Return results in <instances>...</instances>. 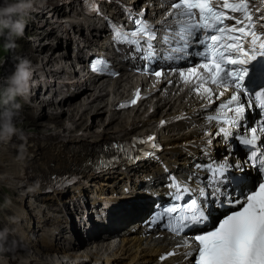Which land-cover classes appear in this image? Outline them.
Listing matches in <instances>:
<instances>
[{
    "label": "bare ground",
    "instance_id": "obj_1",
    "mask_svg": "<svg viewBox=\"0 0 264 264\" xmlns=\"http://www.w3.org/2000/svg\"><path fill=\"white\" fill-rule=\"evenodd\" d=\"M39 1L45 5L47 13L39 12V8H36L24 18V28L35 27L36 38L34 41L24 36L15 38L30 44L29 47H35L36 52L40 51L39 59H34L36 52L31 54L30 51L14 47L7 49V55L0 61L2 87H5V78L14 71L19 60L16 62L17 58L13 55L19 54V58L27 57L35 65L36 71L28 95L34 103L30 108L39 110L42 119L36 122L37 118L29 117V109L26 108L23 113L24 106H20L15 114L18 119L13 117V122L18 123L16 133L7 142L0 141V187L10 192L8 204L4 209L11 206L15 213L21 214L22 206L18 207L17 204L23 202L25 194L34 197L37 202L35 207L32 205L34 214L28 212L27 219L31 222L22 224L23 238L31 231L33 234L30 247H27L29 250L23 251L27 253H13L3 248L2 252L6 255L0 254V264H188L192 256L186 258L183 253L189 250L191 243L177 248L175 245L185 239H173L165 231L149 234L142 231L141 223L147 218L150 207L154 204L150 203L151 198L141 196V202L134 203L133 211L123 209L121 198L139 195L141 189L137 187L138 183L148 186L149 182L143 177L149 174L153 176L152 186L160 189L168 184L167 178L170 175L183 176L188 165L192 166L199 161L224 159L232 165L228 169L229 173L216 182L207 183L205 177L202 178L207 186L206 196L199 198L205 201L204 207L213 212L211 220H220L226 213L234 210L220 207L222 202L227 203L225 194L231 198L243 199L240 188L230 181L232 174H243L245 182L250 184L249 188L244 189L248 193L254 191L260 183L261 174L258 168H251L245 162L248 161L250 149L264 147V136H261L255 148L241 146L236 138L237 134L249 136L252 128H257V135H261L257 120L260 109L256 104H246L243 118L237 124L223 126L230 129V133L225 135L219 130L220 124L208 116L219 112V105L230 97V93L225 92L224 96H220L221 87L210 84L205 78L200 80L194 77L183 84L177 73L166 75L158 90L149 92L142 89L145 97L141 104L125 111H116L114 106L119 98L127 96L135 81L126 75L115 80L108 89L95 83L94 87H87L67 98L61 93L57 104L54 97L48 101L46 96L51 89H56L57 92L60 86L59 81L53 84L48 77L53 76L56 80V75H59V79L62 76V71L55 72L56 53L66 52L63 49L50 53L54 45L65 46L66 43L69 45L70 42L76 41L77 47H81L82 42L88 47V42L93 45L100 42L106 31L102 30L103 27H98L96 22L89 23L78 18L81 14L74 8V2ZM128 1L133 2L132 4L141 3V0ZM5 3L6 0H0V6ZM152 8L157 16L164 11V8L158 5ZM63 10L67 13L69 11L70 14L75 12L76 17L70 23L74 26L73 30L65 28L61 23L59 15ZM49 13H52L51 17ZM49 37L51 48L44 50L46 45L40 40L44 41ZM196 39L198 40L199 36ZM192 44L190 54L194 62L189 65L196 62L195 47L198 46L199 50L202 47L195 40ZM19 49L24 53L20 54ZM66 59L71 64L72 57ZM46 77L48 90L39 94L38 91L43 88L40 81ZM140 83L146 85V79H141ZM72 86L80 88L82 85ZM206 88L212 89V92H205ZM51 103L54 106L47 109ZM22 113L25 120L21 118ZM61 115H67V118L59 126L56 122ZM253 117L256 119L253 120ZM85 118L88 120L85 121ZM162 121L164 123H161ZM27 125H41L45 128L28 129ZM51 126L62 129V133L49 135L48 133L53 131ZM96 128L97 130H94ZM113 130L116 131L111 133ZM142 133H150L157 140L160 145L158 155L140 160L137 165L126 168L97 170L91 169V166L85 163V159L92 153V147L103 140L112 136L127 138L132 134ZM163 140H177L178 147L165 146ZM53 142L55 145H52ZM202 143L208 144L206 148H201ZM176 163L179 164L178 167L175 166ZM66 174L78 175L80 180L65 188L54 187L52 176ZM124 185L129 186L130 192L127 194L121 190ZM49 186L54 188L53 191L43 192ZM115 191L119 196L115 195ZM237 194L240 197L236 196ZM49 213H54V216L51 217ZM112 226L116 228L115 231L108 230ZM132 227L138 228L137 231L128 234ZM200 230L187 232L184 236L189 233L197 234ZM52 242H55L54 246ZM171 249L177 254L161 261L159 257ZM54 253L63 255L56 256Z\"/></svg>",
    "mask_w": 264,
    "mask_h": 264
},
{
    "label": "snow or ice",
    "instance_id": "obj_2",
    "mask_svg": "<svg viewBox=\"0 0 264 264\" xmlns=\"http://www.w3.org/2000/svg\"><path fill=\"white\" fill-rule=\"evenodd\" d=\"M225 9H230L232 13H241V16L228 15L224 11ZM143 15V11L136 14L129 13L130 19H133L134 16L137 17L134 19L136 27L132 31L125 30L122 25L116 24H111L110 28L113 30L114 39L120 43L138 47L142 44L147 45L146 51L151 59L155 55L153 41L156 39V30L149 21L143 19ZM167 15L172 17L169 27L173 34L164 36V42L175 41L178 45L169 53V58H179L173 57L172 53L175 52L187 55V49L195 40L203 46V50L197 52V55L207 61L199 67L209 74L208 79L211 84L224 87V92L219 93L220 96H224L225 92L230 93L228 103H222L220 107L228 108L235 115L229 117L227 113H221V118L227 123L235 125L243 118L246 104L259 103V106L264 108V91L251 92L244 83L251 72L259 71L253 62L264 61V32L257 31V24L264 29V16L254 18L250 0H237V2L220 0V3H215L213 0H173L171 11ZM228 20H235V23L229 25L226 23ZM198 36L202 38L197 40ZM222 40L229 42L220 43ZM101 64L104 66L103 68L98 67L97 64H93L92 67L96 71H107V62L101 61ZM188 71L196 73L198 79H204L203 74L199 73L197 68H190ZM112 74L116 75V73ZM155 75L160 77L162 73L157 71ZM180 76L184 77L185 73L180 72ZM200 86L203 87V84ZM196 90L199 92V88ZM205 92L211 93L212 89L206 88ZM249 93H251V98L244 99ZM209 100L211 103L210 97ZM132 103L135 101L133 100ZM232 104H235L236 107L231 108ZM120 106L124 107L125 105ZM209 119H217V117L213 116ZM257 131V128H252L251 139L244 138L241 143L246 146H255L257 140L264 136V126L259 129L261 135H257ZM220 132L228 135L230 129L220 128ZM151 140L153 137H148V141ZM117 147L119 151L127 154V150L123 146ZM152 147H156V145L153 144ZM250 151L251 156L245 163L250 161L260 172H264V147L250 149ZM257 151H259V155H257ZM108 164L109 162L102 161L98 166H108ZM231 166L226 161L214 167L212 165H196L198 169L205 168L212 173L214 180L224 176ZM236 186L240 188V195L244 198H229L225 194L228 207L236 210H231L230 214L220 219L214 227H212L211 220L213 212L204 207L205 201H201L199 197L191 199L190 203L183 205L175 203L162 209L160 218L168 215L171 220L175 221V223L166 225L173 233H180L185 229L193 231L211 227V230L195 235L189 245V250L183 253L186 258L196 253L188 261V264H264V183H260L259 188L251 191L250 194L244 191L245 188L250 187V184L245 182L243 177L237 179ZM173 188L177 190L176 201L197 191L187 186L181 190L179 183H174ZM200 196H204L202 190H200ZM221 207H223V202ZM178 212L187 214L173 215ZM153 222H156V218ZM181 246L178 244L177 248ZM176 254L175 251L168 252L166 255H161L159 259L165 261L166 257Z\"/></svg>",
    "mask_w": 264,
    "mask_h": 264
},
{
    "label": "clouds",
    "instance_id": "obj_3",
    "mask_svg": "<svg viewBox=\"0 0 264 264\" xmlns=\"http://www.w3.org/2000/svg\"><path fill=\"white\" fill-rule=\"evenodd\" d=\"M37 0H12L0 6V33L7 29L9 42L7 47H16L14 38L24 35L25 17L33 10ZM36 71L35 65L27 57L19 58L14 71L5 78V87L0 101L4 105L0 111V141L7 142L17 129L13 117L20 104L16 97L26 98L29 94L33 74Z\"/></svg>",
    "mask_w": 264,
    "mask_h": 264
},
{
    "label": "rangeland",
    "instance_id": "obj_4",
    "mask_svg": "<svg viewBox=\"0 0 264 264\" xmlns=\"http://www.w3.org/2000/svg\"><path fill=\"white\" fill-rule=\"evenodd\" d=\"M7 1H10V2H12V0H7ZM44 11V10H43ZM7 32L8 31H5V30H3V33H0V61L3 59V57H4V55H7V49H10V47H7L6 45L8 44V41H9V37H8V35H7ZM24 36H26L27 38H29L30 39V34H29V32H28V28H24ZM40 42H41V40H40ZM42 43H44V44H47L48 42H42ZM15 45H16V47H20V43H16L15 42ZM20 50V49H19ZM26 50V49H25ZM21 51V53L20 54H22V53H24L22 50H20ZM26 51H28V50H26ZM48 51H46V53H47ZM32 54V53H31ZM14 56V58H17L16 59V62H17V60L19 59V57H20V55L18 54V55H13ZM33 58V57H32ZM12 62H13V60H11ZM1 63V62H0ZM14 64V63H13ZM0 89H1V87H0ZM2 90H3V88H2ZM1 90V92H2V94L0 93V97H2V95H3V91ZM52 106H54V105H52V103H51V105H48L47 106V109H49V108H51ZM57 106V105H56ZM258 109V108H257ZM259 110V109H258ZM260 116V110H259V113H258V115H257V117H259ZM14 118H16V116L14 117ZM41 117H39L37 120H36V122H40L42 119H40ZM61 118V119H60ZM66 118H67V115H61V116H59V120L56 122L57 123V125H59V124H63L64 122H65V120H66ZM254 119L253 120H255L256 119V117H253ZM16 119H18V118H16ZM22 120H25V118L24 119H22ZM61 120V121H60ZM87 120H88V118H87ZM86 120V118H85V121H87ZM118 120H119V118H118ZM14 124H15V126H17L18 125V123H16V122H14ZM60 126V125H59ZM37 127H39V128H45V127H42L41 125L40 126H37ZM35 125H33V126H30V125H27V128L28 129H35V128H37ZM51 127H53V131L52 132H50V133H48L49 135L51 134L52 136H54L55 134L56 135H58V134H60V133H62V129L60 130V129H56L55 127L56 126H51ZM51 127H48V128H51ZM47 129V128H46ZM56 129V130H55ZM94 130H97V128L96 129H94ZM59 131V132H58ZM75 132H76V130H74ZM89 131V130H88ZM92 131V130H91ZM114 131H116V130H113V131H111V133H113ZM245 132V131H244ZM216 133L218 134V132L216 131ZM78 134V133H77ZM208 134V133H207ZM84 141V140H83ZM85 142V141H84ZM100 142V141H99ZM98 142V143H99ZM54 143V142H53ZM94 143H97V142H94ZM93 143V144H94ZM51 144V143H50ZM163 144H165V146H168V147H178L177 146V144H178V141L177 140H163ZM167 144V145H166ZM52 145H55V143L54 144H52ZM65 155V154H64ZM64 157V156H63ZM63 157H62V160H64L63 159ZM62 160H61V162H62ZM246 165L247 166H249V167H251V168H253L252 166H250L251 164L249 163V162H247L246 163ZM256 169V168H255ZM226 186H228V185H226ZM1 190H4V189H0V198H2L3 196L2 195H4L3 194V191H1ZM3 199H4V197H3ZM190 232V231H189ZM191 232H194V231H191ZM198 232V231H197ZM189 234H191V233H189ZM89 241H91V239L89 240ZM2 249L3 248H0V254H3V255H6V254H4V252H2ZM6 249V248H5ZM29 249H23V250H18V251H13V253H18V252H23V251H28ZM23 253H27V252H23ZM65 254V253H64ZM8 255H11V254H8ZM53 255H56V256H62L63 254H58V253H54ZM50 264H57V263H50Z\"/></svg>",
    "mask_w": 264,
    "mask_h": 264
}]
</instances>
